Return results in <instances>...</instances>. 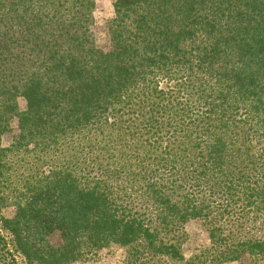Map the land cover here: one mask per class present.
<instances>
[{"label":"trees","instance_id":"16d2710c","mask_svg":"<svg viewBox=\"0 0 264 264\" xmlns=\"http://www.w3.org/2000/svg\"><path fill=\"white\" fill-rule=\"evenodd\" d=\"M95 7L0 0V264L113 247L124 264H194L196 220L211 262L264 257L232 232L264 216V0H114L106 48ZM61 148L67 163L23 169Z\"/></svg>","mask_w":264,"mask_h":264},{"label":"rangeland","instance_id":"374dc122","mask_svg":"<svg viewBox=\"0 0 264 264\" xmlns=\"http://www.w3.org/2000/svg\"><path fill=\"white\" fill-rule=\"evenodd\" d=\"M96 7L94 11V33L97 40V43L101 48H106L109 45V40L106 36V28L109 23L115 17L114 10V0H95ZM23 100H20V105L23 108ZM13 131L11 133L6 134L3 137V146L8 147L11 142L13 135L15 134L16 123L12 125ZM87 140V139H86ZM89 146L88 142L86 143ZM74 150L73 148H70ZM78 149V148H77ZM72 152H76L72 151ZM69 153L65 151V149L61 148L60 151L56 152L54 150H50L48 156L49 159H45V164L37 163L35 160H29L23 163V169L25 166H29L35 168L36 171H40L43 168L47 170L50 167L49 162H54L55 164H63L67 163L69 160ZM44 153H40L38 151L37 156L41 157ZM45 156V155H44ZM27 158V156H26ZM74 163V162H73ZM39 167V168H38ZM14 215V208L11 206H7L1 209L0 213V230H2L1 218L10 219ZM186 236L184 237L183 245H182V253L187 262H191L195 257L197 260L194 264H216L211 262L214 258L213 256L217 255L219 250L211 251V240L209 232L205 227L203 221H192L190 222L185 229ZM233 235L235 237L234 240L244 241L250 237L259 238L264 240V216L256 219H250L247 223L236 226L233 230ZM228 234V233H227ZM3 235L9 241V236L3 232ZM52 243L55 246L61 244V239L58 234L52 237ZM224 245V243H223ZM10 249L13 247L10 245ZM229 248V247H228ZM225 248H222L224 250ZM126 258V252L118 247H113L110 249L102 250L98 253L85 256L81 261L75 262L72 264H124ZM19 264H23L22 260L18 258ZM38 264V263H34ZM223 264H264V257L261 256H250L245 254L241 259L233 262H227Z\"/></svg>","mask_w":264,"mask_h":264}]
</instances>
